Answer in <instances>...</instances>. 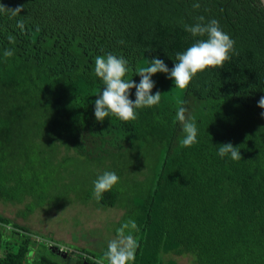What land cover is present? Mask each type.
<instances>
[{
  "label": "trees",
  "instance_id": "trees-1",
  "mask_svg": "<svg viewBox=\"0 0 264 264\" xmlns=\"http://www.w3.org/2000/svg\"><path fill=\"white\" fill-rule=\"evenodd\" d=\"M199 2L200 8L193 9ZM20 14L0 13V199L34 207L88 199L116 205L112 233L132 219L139 242L134 264H177L165 253H187L194 264H264V7L259 0H0ZM219 21L238 55L209 68L186 90L167 74L152 76L155 107L124 122L94 115L104 85L95 57L112 53L135 69L195 39L184 30L196 17ZM23 23V28L18 27ZM14 42L9 41V37ZM124 41L123 44L119 41ZM6 49L13 56L5 58ZM130 99H135L131 89ZM177 100L195 117L197 143L181 147ZM232 143L241 159L221 158ZM113 171L119 182L102 199L93 181ZM26 225L0 212V264H69ZM83 248L74 264H95ZM106 264V262H105Z\"/></svg>",
  "mask_w": 264,
  "mask_h": 264
},
{
  "label": "clouds",
  "instance_id": "clouds-1",
  "mask_svg": "<svg viewBox=\"0 0 264 264\" xmlns=\"http://www.w3.org/2000/svg\"><path fill=\"white\" fill-rule=\"evenodd\" d=\"M259 5L264 7V0H259ZM193 9H199L200 3L192 5ZM22 8L11 9L0 4V13H10L11 16L20 14ZM194 24H184V30L192 37H205L195 39L185 51L177 52L175 64L169 69L162 59L153 58L147 66L135 69L134 75L140 76L139 83L132 78L126 79L130 69L129 62L124 56H116L112 53L95 57L94 76L99 78L104 87L96 95L94 115L97 121L103 122L106 117L115 116L124 122L137 118V110L145 107H155L161 102L160 91L152 93L155 82L152 76L158 72L167 74V78L174 81V87L186 90L194 77L209 68H223L226 61L231 60L232 54L238 55L235 50V41L223 31L219 21L211 19L205 22L204 16L195 18ZM18 27L23 28V23L18 22ZM14 42L13 37H9ZM123 44L124 41H119ZM13 51L6 49L3 52L5 58L13 56ZM135 89V99H130L131 89ZM177 110L174 122L181 125L183 137L179 143L181 147H191L197 143L198 128L195 117L186 116L188 109L183 106L184 101L177 100ZM258 107L264 109V96L258 101ZM264 117V112L260 113ZM218 155L223 158L229 156L232 160L241 159L240 149L232 143L221 144ZM119 182V176L113 171H104L93 181V198L102 199L103 193L110 191ZM136 222L129 219L116 229V236L110 239L103 257L95 261V264H134L136 250L139 242L134 233L137 232ZM61 251L71 252V249L62 248Z\"/></svg>",
  "mask_w": 264,
  "mask_h": 264
},
{
  "label": "rangeland",
  "instance_id": "rangeland-1",
  "mask_svg": "<svg viewBox=\"0 0 264 264\" xmlns=\"http://www.w3.org/2000/svg\"><path fill=\"white\" fill-rule=\"evenodd\" d=\"M22 208V202L0 199L2 214L26 225L35 239H41L50 245L52 250L59 253L69 264L75 263V252L85 253L83 248H89L95 254L106 248L108 241L116 236L112 233V221L120 213L118 206L97 205L92 199L85 202L70 201L57 207H34L24 214L20 211ZM62 248L72 251L64 252L61 251ZM164 256L174 257L177 264H194L187 253H165Z\"/></svg>",
  "mask_w": 264,
  "mask_h": 264
},
{
  "label": "water",
  "instance_id": "water-1",
  "mask_svg": "<svg viewBox=\"0 0 264 264\" xmlns=\"http://www.w3.org/2000/svg\"><path fill=\"white\" fill-rule=\"evenodd\" d=\"M225 1H226V0H224V2H225ZM55 249H56V251H58V248H57V247H56Z\"/></svg>",
  "mask_w": 264,
  "mask_h": 264
},
{
  "label": "flooded vegetation",
  "instance_id": "flooded-vegetation-1",
  "mask_svg": "<svg viewBox=\"0 0 264 264\" xmlns=\"http://www.w3.org/2000/svg\"><path fill=\"white\" fill-rule=\"evenodd\" d=\"M52 245V244H51ZM52 249V248H51Z\"/></svg>",
  "mask_w": 264,
  "mask_h": 264
}]
</instances>
